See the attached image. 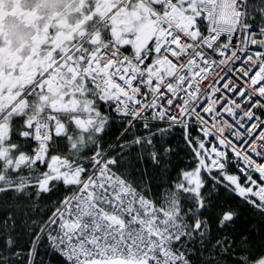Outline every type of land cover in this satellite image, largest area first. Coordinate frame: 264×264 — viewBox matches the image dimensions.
Returning <instances> with one entry per match:
<instances>
[{
	"label": "snow or ice",
	"instance_id": "6c2138e0",
	"mask_svg": "<svg viewBox=\"0 0 264 264\" xmlns=\"http://www.w3.org/2000/svg\"><path fill=\"white\" fill-rule=\"evenodd\" d=\"M0 264H264V0H0Z\"/></svg>",
	"mask_w": 264,
	"mask_h": 264
}]
</instances>
